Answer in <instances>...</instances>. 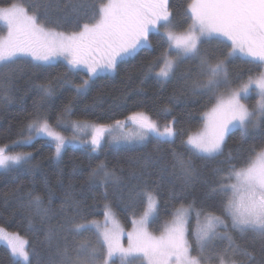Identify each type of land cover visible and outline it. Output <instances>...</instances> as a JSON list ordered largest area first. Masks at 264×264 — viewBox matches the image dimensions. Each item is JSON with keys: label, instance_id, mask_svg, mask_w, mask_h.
<instances>
[{"label": "snow or ice", "instance_id": "snow-or-ice-1", "mask_svg": "<svg viewBox=\"0 0 264 264\" xmlns=\"http://www.w3.org/2000/svg\"><path fill=\"white\" fill-rule=\"evenodd\" d=\"M65 7L71 11L53 21L36 4L25 7L10 0L6 7L0 6V21L7 27V37L0 38V65L10 68L23 57H29L33 67L40 68L62 59L69 72L86 73L87 78L74 89L82 96L88 92L90 81L117 73L120 65L141 51H153L150 36L155 33L157 44L164 51L142 66L144 78L154 76L159 81H170L180 73L193 94L209 96L215 99V104L204 113L202 129L195 132L176 127L180 122L167 106L160 113L165 119L163 124L143 111L132 112L124 121L115 120L114 125L71 122L74 131L91 129L87 141L75 134L65 137L58 131L69 127L61 116L52 123L37 111L28 121L26 135L21 140L11 145L0 144V169L12 170L28 164L33 158L31 153L11 149L30 145L37 138H46L57 161L70 145H81L97 153L105 143L116 146L143 143L151 136L166 143L186 137L181 143L192 156L205 160L225 158L220 162L224 167L214 170L216 179L209 185V199L214 203L201 209L182 204L171 213V220L165 221L159 235L153 234L149 225L159 219L160 201L148 188L143 173L139 179L144 186L128 193L129 199L140 198L142 209L138 219L133 217L130 232L120 226L111 203L103 204L102 222L88 219L79 204H74L76 215L67 221L69 235L91 233L95 242L84 238L69 245L65 237L64 247L58 249L59 264H136L137 261L140 264H212L213 260L215 264H264V0H191L182 13L191 22L183 30H178L173 23L175 16L169 0H75ZM49 24L68 25L75 30L57 31L56 27H48ZM213 41L217 48L223 46L227 51L210 54L203 45ZM240 57H246L244 63L254 65L256 72L252 74L249 69L247 80L238 76V85L232 87L228 66ZM187 61L196 62V75L191 69L181 71V65ZM253 86L260 99L250 109L244 100ZM221 88L227 91L221 93ZM39 90L44 96L52 94L50 86L41 85ZM71 109L69 102L63 112L70 113ZM128 122L135 126V132H123ZM235 129L240 130L243 143L255 139L257 133L260 143L249 144L247 149H239L235 154L229 151L225 156L227 141ZM106 135L110 140H106ZM173 155L185 182L192 181L196 171L191 157ZM88 182L103 188L107 201V185L119 187L120 178L101 163L92 169ZM68 199L66 196L65 203ZM50 200L51 190L49 203ZM28 206L36 216L47 220L50 208L45 207L42 195L29 193ZM217 206L219 215L214 210ZM193 213L196 255L192 254L188 238V221ZM55 231L49 228L46 239L50 240ZM231 232L241 238L251 234L248 243L253 250L238 244ZM124 236H127V246L123 243ZM0 240L6 241L13 264H39L36 249L20 238L19 233H9L0 227ZM216 240L227 243L222 251L206 256V250ZM257 243L259 259L255 251Z\"/></svg>", "mask_w": 264, "mask_h": 264}, {"label": "trees", "instance_id": "trees-1", "mask_svg": "<svg viewBox=\"0 0 264 264\" xmlns=\"http://www.w3.org/2000/svg\"><path fill=\"white\" fill-rule=\"evenodd\" d=\"M23 4L25 7L36 4L40 12L55 21L71 11L66 4L75 0H12ZM106 2V0H97ZM171 11L175 19L173 23L178 30L187 27L190 20L183 16V9L191 0H169ZM10 0H0V6L6 7ZM33 11L30 9V12ZM48 27H56L49 24ZM57 31L70 32L73 27L63 25L56 27ZM5 34V28L0 22V38ZM154 50L141 51L134 59L119 66L117 73L107 74L96 78L89 84L86 94L78 96L75 86L87 78L85 72H69L66 63L58 62L52 66L33 67L29 59H20L10 68L0 66V144L11 145L13 141L21 140L26 135V125L34 114L46 116L54 123L57 116L65 121H84L95 124H113L115 120L124 121L134 111H143L165 122L160 115L165 106L170 107L171 115L180 122L179 129L195 132L203 126L204 113L215 104V99L209 96L193 94L186 82L180 78V73L170 81H159L154 76L144 78L142 66L153 58L159 56L164 48L157 44L155 33L150 36ZM210 54L220 55L227 49L223 46L217 48L215 41L203 45ZM246 57L235 59L229 64V78L231 86L239 83L237 77L247 80L249 69L255 74L256 68L252 64L244 63ZM192 70L196 75V62L187 61L181 65V71ZM159 71V68L156 69ZM5 77L7 79L5 80ZM50 86L51 96L40 93L39 86ZM225 88L219 92L225 93ZM8 97L7 100L4 97ZM175 98V102H174ZM71 103L70 113H64L66 104ZM170 119V117H169ZM62 129V128H59ZM240 130L235 129L227 141L225 156L229 151L233 154L239 149H247L249 144H259V134L255 139L243 143L240 140ZM178 137L174 143L158 142L155 137L150 138L145 144L139 146L116 147L105 143L97 153L90 152L86 147H68L57 161L53 156V149L46 138H37L30 145L13 147L12 152L31 153L32 160L21 167L2 171L0 170V227L9 233H19L30 247L36 249L39 264H59L58 249L65 245V237L69 245L88 238L95 242L91 233L83 236H72L67 231L69 217L75 216L74 204H79L82 214L88 219L101 220L102 208L105 202L111 203L113 210L126 229L132 227L133 217L137 218L142 209L139 197L128 198L129 192H136L143 187L139 179H143L160 201L159 219L150 224V229L155 234H160V229L169 221L171 213L182 204L187 207L192 204L195 208H208L214 203L209 199V185L216 176L214 170L224 167L220 162L224 156L217 159H202L192 156L181 143ZM173 153H178L185 158L191 157L195 166L196 176L190 182L185 178L179 167L175 166ZM105 164L109 171H115L120 178V185L116 187L107 185L108 200L105 201L104 189L88 182L92 169L99 164ZM49 190L51 200L49 203ZM29 193H39L44 197L45 207L50 208L47 220L36 216L28 206ZM66 196L70 197L65 203ZM123 197V199H121ZM63 205V207H62ZM219 215V207L215 209ZM29 221L32 227L29 228ZM61 225H64L61 228ZM196 226L193 213L189 224V241L192 243V254L196 255V245L193 239V230ZM49 228L55 229L50 240L46 239ZM236 242L242 246L252 247L248 241L251 234L241 238L238 233L231 232ZM226 241L216 240L206 250L205 255L220 252ZM257 259H259V244L255 245ZM0 264H13L10 249L0 245ZM136 264H140L139 261ZM215 264V261H212Z\"/></svg>", "mask_w": 264, "mask_h": 264}, {"label": "rangeland", "instance_id": "rangeland-1", "mask_svg": "<svg viewBox=\"0 0 264 264\" xmlns=\"http://www.w3.org/2000/svg\"><path fill=\"white\" fill-rule=\"evenodd\" d=\"M1 22V24L4 26V28H5V34L1 37V38H5V37H7V27H6V25H5V23L3 22V21H0ZM22 59H29L30 60V58L29 57H23ZM58 62H63V63H65L62 59L61 60H58V61H56L54 64H56V63H58ZM1 66V65H0ZM91 82V81H90ZM260 99V97H259V94H258V91L255 89V86H253V88L252 89H250V91H249V94H248V96H247V98L244 100V103H246L248 106H249V108L251 109L255 104H256V102H257V100H259ZM64 122H65V124L66 125H69V127H65V128H62V129H57L58 131H60L65 137H72L74 134L77 136V138L78 139H80V140H84V141H87L88 139H90V135H89V133L91 132V129L90 128H84L83 130H80V131H74L71 127H70V124H71V122H73L72 120H68V121H65L64 120ZM89 123H91L92 125H98V124H95V123H92V122H89ZM203 127V126H202ZM202 129V128H201ZM136 131V128H135V126L133 125V124H131V122H128V123H126V125H125V128L123 129V132L124 133H132V132H135ZM115 134L117 135V136H119V135H121V133L120 132H115ZM152 137H154V136H151V137H149L148 138V140L150 139V138H152ZM106 140H110V137H108L107 135H106ZM148 140H146L145 142H143V143H136V144H129L128 146H139V145H143V144H145ZM113 145V144H112ZM113 146H116V145H113ZM120 146H127V145H120ZM120 146H116V147H120ZM68 147H81V145H70V146H68ZM67 147V148H68ZM64 152V151H63ZM0 170H2V171H7V170H4V169H0ZM113 209V208H112ZM113 212H114V214H115V217H116V219H117V221L119 222V224H120V226L124 229V231L125 232H130V231H132V227L130 228V229H126L125 227H124V225L122 224V222L120 221V219L118 218V216L116 215V213H115V211L113 210ZM139 218V216L137 217V219ZM191 218V217H190ZM190 218H189V221H190ZM171 220V219H170ZM169 220V221H170ZM101 222L103 221V218L100 220ZM189 221H188V224H189ZM149 230L151 231V229H150V225H149ZM152 232V231H151ZM153 233V232H152ZM153 234H155V233H153ZM155 235H159V234H155ZM20 237V236H19ZM20 238H22V237H20ZM24 240V239H23ZM26 241V240H25ZM123 243H124V245L125 246H127V236H124V238H123ZM1 244H4V245H6L7 246V243H6V241H2V240H0V245ZM8 247V246H7Z\"/></svg>", "mask_w": 264, "mask_h": 264}]
</instances>
